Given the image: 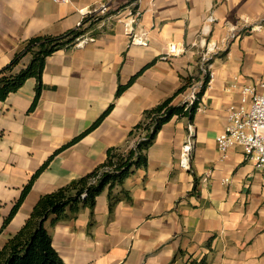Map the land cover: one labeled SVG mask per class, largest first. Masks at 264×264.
<instances>
[{
    "label": "crops",
    "instance_id": "obj_1",
    "mask_svg": "<svg viewBox=\"0 0 264 264\" xmlns=\"http://www.w3.org/2000/svg\"><path fill=\"white\" fill-rule=\"evenodd\" d=\"M102 3L105 15L85 16ZM89 18L99 19L94 28L47 58L35 108V79L0 102V229L32 183L0 234V250L41 196L105 163L107 151L123 145L143 113L173 96L183 78L202 80L201 53L213 44L214 79L200 110L192 121L175 116L160 130L148 168L126 181L132 201L111 214L105 190L93 216L86 208L45 226L64 264H264V170L239 146L223 157L216 142L225 109L241 104L232 86L263 91L264 0H0V71L31 38L61 35ZM131 33L149 44L133 43ZM170 43L181 54L168 55ZM186 93L173 103L182 105ZM189 126L193 148L184 168Z\"/></svg>",
    "mask_w": 264,
    "mask_h": 264
},
{
    "label": "trees",
    "instance_id": "obj_2",
    "mask_svg": "<svg viewBox=\"0 0 264 264\" xmlns=\"http://www.w3.org/2000/svg\"><path fill=\"white\" fill-rule=\"evenodd\" d=\"M98 20L97 18L85 19L78 28L61 35H38L28 40L24 50L0 71V102L11 93L18 91L27 80L35 79L37 81L36 97L31 109L35 108L42 90L41 76L47 58L56 51L68 49L77 44L89 30L94 28ZM27 56L30 57L29 63L17 71L16 68ZM182 80V86L173 96L143 113L141 120L131 129L123 145L112 147L107 151L105 163L88 175L72 181L69 185L40 197L25 225L0 250V264H64L45 226L49 219L53 224L71 221L86 208L93 216L97 197L105 190H108L111 214L117 203L132 201L130 191L125 188L126 181L138 170L148 168V150L154 144L160 130L175 116L186 117L191 121L194 118L198 101L188 111H185L183 105L173 103L177 95L188 89L192 78ZM124 89L125 87H120L117 96ZM203 92L204 89L199 94V100ZM113 106L112 104L107 109L93 127L103 120ZM31 186L32 183H29L25 187L21 199L5 220L3 228L0 229V234L11 221ZM116 188H119L117 192H115ZM188 264L209 263L206 258H203L191 260Z\"/></svg>",
    "mask_w": 264,
    "mask_h": 264
},
{
    "label": "built area",
    "instance_id": "obj_3",
    "mask_svg": "<svg viewBox=\"0 0 264 264\" xmlns=\"http://www.w3.org/2000/svg\"><path fill=\"white\" fill-rule=\"evenodd\" d=\"M56 2H66L67 0H55ZM108 12V7L105 3L99 5L98 8L85 12V16L105 15ZM129 24V23H128ZM128 24H125V29ZM131 32V31H129ZM132 42L147 46L149 39H143L131 33ZM84 40L83 42H86ZM169 54L177 56L181 54L182 49L178 48L176 44L170 43ZM217 45L208 44L201 53V65L204 78L200 81H191L184 97L182 105L185 111L198 101L196 108L199 107V94L206 89L214 79V73L211 71V60L217 51ZM207 78V81H206ZM259 86L263 88L260 92L257 85H243L239 87L234 84V89H239L241 93V104H230L226 109L227 125L224 131L216 137L218 149L226 157L229 150L239 146L243 149L245 159L254 163L257 169L264 170V78ZM194 130L189 126V134L184 145L181 165L184 168L189 167L190 154L193 148ZM227 181V180H225Z\"/></svg>",
    "mask_w": 264,
    "mask_h": 264
}]
</instances>
